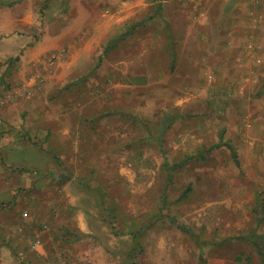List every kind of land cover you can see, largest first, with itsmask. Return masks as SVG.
Listing matches in <instances>:
<instances>
[{"label": "rangeland", "instance_id": "rangeland-1", "mask_svg": "<svg viewBox=\"0 0 264 264\" xmlns=\"http://www.w3.org/2000/svg\"><path fill=\"white\" fill-rule=\"evenodd\" d=\"M123 2L0 0V264H247L239 255L252 244L264 251V160L251 157L264 145L241 139L261 137L264 121L230 109L264 101L208 96L227 105L224 122L183 94L197 81L155 79L154 58L138 59L140 32L106 53L138 18ZM84 73L96 139L75 153L61 142L63 117L84 119L60 104L81 105L73 86ZM165 106L176 108L160 116Z\"/></svg>", "mask_w": 264, "mask_h": 264}, {"label": "crops", "instance_id": "crops-1", "mask_svg": "<svg viewBox=\"0 0 264 264\" xmlns=\"http://www.w3.org/2000/svg\"><path fill=\"white\" fill-rule=\"evenodd\" d=\"M123 6H127V18L135 15L138 18L126 20L125 23L134 27L132 26V33L129 32L122 39L123 41L120 40V42L122 41L120 46L123 43L122 47H124V43L129 42L130 38L127 40L126 38L130 34L140 32V35L144 38L140 37L139 42H137L138 59L144 57L147 61L148 56L154 58L152 60L156 67L154 77L156 80L159 79L160 82L162 80L174 82L175 79L197 81L195 83L196 87L187 89L188 92L186 91L187 93L183 94L192 97L191 102L193 98L203 96L201 103L203 112L215 111L218 114L220 113L225 122L227 105L217 99V103L212 104V107H210L207 97L212 95H217L218 98L224 93L237 92L241 94L243 99L246 96L253 95L261 98L259 101H264V0H125ZM133 7H137V10L131 11ZM147 37L148 39L154 38L157 45L154 47L148 45L146 43ZM81 47L83 46L79 48ZM43 50L45 49L43 48ZM116 50H120V48L113 49V51ZM122 54L123 58H128L130 61V58L126 57L129 54L128 51H123ZM160 58L162 60L165 58V64H162V61L159 62ZM84 75L85 73L81 74L79 79H85L86 77L82 78ZM67 77L68 74L59 76L57 78L58 83L68 80ZM143 77L146 78L145 75ZM76 80H78V77ZM206 81L219 82L207 87L205 86ZM241 81H252V83L247 87L246 83ZM92 89L93 86L88 83V79L85 81L80 80L74 86V90L81 97V105L71 107L70 104H60L64 112L68 109L71 112V108H74L75 112H80L77 115L78 119H84L82 125L79 124L80 121L78 122V120L73 122H68L70 121L68 120L66 124L64 121L65 115L63 117L62 123L69 126L65 133H71V135L62 137L61 142L75 145L73 147L75 153L80 151V147L76 145L82 144L83 141L88 144L96 139L94 133L97 123L94 122V112H92L90 106H87L92 97L90 95ZM164 95L171 96V98L175 96L174 91ZM30 98L32 99V97ZM188 104L182 105V108L185 112L191 113L194 108H190ZM176 105L179 108L178 102H176ZM27 108V112L30 110L32 113L34 110V107L30 108L29 106ZM164 108L160 110V116L162 111L163 113L173 112L176 106ZM263 108L264 105L261 109L263 112H261L260 109L242 103L230 110L250 113L252 114L251 118L257 117L256 119L262 113L261 116L264 121ZM39 124L40 122L32 124V131L37 137L40 136V129L37 127ZM80 129L83 133L77 135ZM2 132L1 128L0 141L2 140ZM248 137L241 139V141L264 145V134L255 141L249 140ZM221 138L224 137H220V142ZM236 138L239 137L233 139L234 144L239 142ZM42 140L44 141V138ZM226 142L230 144V141ZM251 157L257 161L264 160V152L261 149L256 150L254 154H251ZM74 158V161H76L80 157L76 155ZM45 171L46 169L41 170V172ZM251 239L253 238L246 236L240 241L246 243ZM253 251H256L259 256L264 253L252 244L250 253L248 255L240 254V259L243 257L242 260H245L247 264L257 263L259 258L256 254H253ZM240 259H237V261ZM262 264H264V259Z\"/></svg>", "mask_w": 264, "mask_h": 264}, {"label": "trees", "instance_id": "trees-1", "mask_svg": "<svg viewBox=\"0 0 264 264\" xmlns=\"http://www.w3.org/2000/svg\"><path fill=\"white\" fill-rule=\"evenodd\" d=\"M134 27V26H133ZM133 27L131 26V27H129L128 28V32H126V34H121V35H119V37H117V38H115L114 40H112L111 42H109V44H108V46L106 47V53H109L110 51V49L113 47V46H115V44H116V42H119L120 40H122V39H124V37L130 32V33H132L131 32V30L133 29ZM109 51V52H108ZM80 80H82V81H84L85 79H78V80H75L74 81V84L75 85H77L79 82H80ZM74 85V86H75ZM73 86V87H74ZM100 191V195L102 194V197H104V192H103V190H99ZM183 230L184 231H186V232H191V230L190 229H188L187 227H183Z\"/></svg>", "mask_w": 264, "mask_h": 264}, {"label": "built area", "instance_id": "built-area-1", "mask_svg": "<svg viewBox=\"0 0 264 264\" xmlns=\"http://www.w3.org/2000/svg\"><path fill=\"white\" fill-rule=\"evenodd\" d=\"M24 216H25V217H28V213H25V214H24ZM39 243H40V242H39V241H37V243H36V246H38V245H39Z\"/></svg>", "mask_w": 264, "mask_h": 264}]
</instances>
